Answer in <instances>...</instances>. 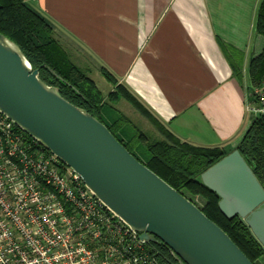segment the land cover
Listing matches in <instances>:
<instances>
[{
	"label": "crops",
	"instance_id": "0c3cea01",
	"mask_svg": "<svg viewBox=\"0 0 264 264\" xmlns=\"http://www.w3.org/2000/svg\"><path fill=\"white\" fill-rule=\"evenodd\" d=\"M260 2L31 0L30 5L52 23L55 39L77 66L88 68L90 76L92 68L96 74L106 69L178 140L233 148L249 126L248 68L264 49L255 29Z\"/></svg>",
	"mask_w": 264,
	"mask_h": 264
},
{
	"label": "water",
	"instance_id": "95a60500",
	"mask_svg": "<svg viewBox=\"0 0 264 264\" xmlns=\"http://www.w3.org/2000/svg\"><path fill=\"white\" fill-rule=\"evenodd\" d=\"M0 112L78 174L140 240L162 243L177 264H252L185 196L141 164L86 111L47 86L20 49L0 34ZM227 219L245 221L264 248V189L235 150L206 170Z\"/></svg>",
	"mask_w": 264,
	"mask_h": 264
},
{
	"label": "trees",
	"instance_id": "16d2710c",
	"mask_svg": "<svg viewBox=\"0 0 264 264\" xmlns=\"http://www.w3.org/2000/svg\"><path fill=\"white\" fill-rule=\"evenodd\" d=\"M256 33L264 40V0L256 17ZM54 26L25 0H0V34L14 43L39 71L40 80L54 87L72 105L86 111L103 123L111 134L141 164L174 190L193 202L204 215L221 228L252 264L264 263V248L239 217L227 219L219 209V197L203 186L201 175L218 161L237 150L264 189V114H250L249 126L236 147H195L174 137L115 77L101 68L102 77L114 87L107 98L87 72L77 66L69 53L54 37ZM241 82L242 74L234 71ZM251 90L264 81V49L251 60L247 72ZM127 101L148 119L162 139H152L115 108ZM256 104L255 99H249ZM199 199V202H197ZM159 254L161 264H177L162 243L150 244Z\"/></svg>",
	"mask_w": 264,
	"mask_h": 264
},
{
	"label": "built area",
	"instance_id": "2783aa9c",
	"mask_svg": "<svg viewBox=\"0 0 264 264\" xmlns=\"http://www.w3.org/2000/svg\"><path fill=\"white\" fill-rule=\"evenodd\" d=\"M250 114H264V81ZM0 264H161L80 176L0 112Z\"/></svg>",
	"mask_w": 264,
	"mask_h": 264
},
{
	"label": "rangeland",
	"instance_id": "374dc122",
	"mask_svg": "<svg viewBox=\"0 0 264 264\" xmlns=\"http://www.w3.org/2000/svg\"><path fill=\"white\" fill-rule=\"evenodd\" d=\"M25 1L30 5L31 0H25ZM56 36L57 35L54 32V37ZM72 61L76 65L79 64L78 60L72 59ZM82 62L85 63V61L83 60ZM79 67L87 72V75L94 81L97 88L103 94L104 98H107L108 96L107 93H109V91L111 90V86L109 85V83H107V81L102 76H100L99 73L96 74L94 72L95 71L94 68H92L93 73L90 76V72L87 70L88 68H85L83 66H79ZM117 107L121 110L120 112L122 114H124L127 118H129L135 126H137L143 133L148 135L150 138L155 140L162 139V136L159 134L155 126L148 119L144 118L141 114H139L127 101L120 100L117 104H115L116 109ZM197 202H199V199H197Z\"/></svg>",
	"mask_w": 264,
	"mask_h": 264
}]
</instances>
